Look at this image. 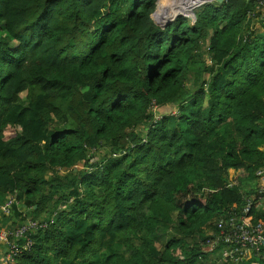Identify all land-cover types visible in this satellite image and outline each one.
Wrapping results in <instances>:
<instances>
[{
  "label": "trees",
  "instance_id": "16d2710c",
  "mask_svg": "<svg viewBox=\"0 0 264 264\" xmlns=\"http://www.w3.org/2000/svg\"><path fill=\"white\" fill-rule=\"evenodd\" d=\"M156 2L0 0V203L48 223L14 264L222 262L204 232L264 165V15L212 1L162 28Z\"/></svg>",
  "mask_w": 264,
  "mask_h": 264
},
{
  "label": "built area",
  "instance_id": "2783aa9c",
  "mask_svg": "<svg viewBox=\"0 0 264 264\" xmlns=\"http://www.w3.org/2000/svg\"><path fill=\"white\" fill-rule=\"evenodd\" d=\"M257 9H264V0H254ZM154 119L158 120V107L152 106ZM139 131L143 127L137 128ZM136 130V129H135ZM117 156V154H112ZM258 184L254 194L245 199V205L239 213H232L227 218L220 219L216 224V231H210L200 242L206 252L215 251L219 245L223 246L222 260L226 264H244L251 253L258 254L264 248V217L253 222L252 209L262 207L264 211V165L255 171ZM17 202L15 194L7 195L0 203V213L8 215L12 205ZM264 214V213H263ZM51 222V221H50ZM48 226L47 220L26 219L13 228L0 224V244L5 246L0 264H14L17 258L32 246V234ZM247 264H258L248 261Z\"/></svg>",
  "mask_w": 264,
  "mask_h": 264
},
{
  "label": "crops",
  "instance_id": "0c3cea01",
  "mask_svg": "<svg viewBox=\"0 0 264 264\" xmlns=\"http://www.w3.org/2000/svg\"><path fill=\"white\" fill-rule=\"evenodd\" d=\"M262 12H263V15H264V9L262 10ZM254 29L261 33V29L259 28L258 25H254ZM6 197L7 196H5V198H3L2 202L6 199ZM16 204H17V202L14 205H16ZM261 208L262 207L260 206L257 209L261 210ZM25 214H26L25 207L19 204V205L16 206V208L13 210V212L10 211V213L8 215H6V216L0 213V224H2L4 227L12 228L18 222L21 221L20 220L21 216L25 217ZM4 250H5V246L3 244H0V259L3 256ZM257 257H260V256L251 253L250 257H248L249 260H246V261L247 262L251 261V260L254 261L255 258H257Z\"/></svg>",
  "mask_w": 264,
  "mask_h": 264
},
{
  "label": "rangeland",
  "instance_id": "374dc122",
  "mask_svg": "<svg viewBox=\"0 0 264 264\" xmlns=\"http://www.w3.org/2000/svg\"><path fill=\"white\" fill-rule=\"evenodd\" d=\"M178 0H172V3L173 2H177ZM206 1H208V0H204L202 3H200V4H204V2H206ZM169 3H171L170 1H166V0H161L159 3H158V8L157 9H161V10H166V12L167 13H169V16L170 15H172V16H174V15H176V14H178L180 11H177L178 9H177V7H172V8H170L169 7ZM199 4V5H200ZM198 7V6H197ZM196 6H194V7H192L193 9H195V8H197ZM191 9V8H190ZM194 11V10H193ZM157 16V15H156ZM168 16V17H169ZM167 17V18H168ZM24 95H25V92H23L22 94H21V96L22 97H24ZM158 115H159V113H158ZM106 153V151H104V150H101V151H99V152H97V157H102V155L103 154H105ZM109 156H111L110 154H107L106 155V157H109ZM77 168H81V166H76ZM77 168H73V169H77ZM63 172V171H62ZM62 172H60L59 174L60 175H62V176H64L65 175V173L67 174V173H69V170H65V173H62ZM23 222V221H22ZM170 231H171V233H174L175 231L171 228L170 229ZM206 232H204V236H206V235H208L209 233H210V230H205ZM189 239H191V238H189ZM205 252V251H204ZM206 253V252H205ZM210 254V253H209ZM213 254V253H212ZM210 257V256H209ZM213 257V258H212ZM211 258L212 259H214V258H218V251H216L215 253H214V255L212 256ZM220 258H221V255H220ZM222 262H220V263H218V262H215V264H225L224 262H223V260H221Z\"/></svg>",
  "mask_w": 264,
  "mask_h": 264
},
{
  "label": "water",
  "instance_id": "95a60500",
  "mask_svg": "<svg viewBox=\"0 0 264 264\" xmlns=\"http://www.w3.org/2000/svg\"><path fill=\"white\" fill-rule=\"evenodd\" d=\"M158 1L156 2V7H155V10L153 11V13L150 15V18L152 19V21L160 26V27H165L166 24H168L169 22L173 21L177 16H184V17H187L189 18L191 21H194L195 20V15H194V12H193V8L190 9V14H186V13H178L170 18H167L169 16V13L166 12V10H161V9H157L158 8ZM212 1H218V2H221L222 0H208L207 2L205 3H208V2H212ZM201 5V4H200ZM200 5H197V6H200ZM196 6V7H197ZM157 15V16H156ZM167 18V19H165ZM165 19V20H164ZM164 20V21H162Z\"/></svg>",
  "mask_w": 264,
  "mask_h": 264
},
{
  "label": "bare ground",
  "instance_id": "6f19581e",
  "mask_svg": "<svg viewBox=\"0 0 264 264\" xmlns=\"http://www.w3.org/2000/svg\"><path fill=\"white\" fill-rule=\"evenodd\" d=\"M166 1L171 2V3H169L170 8L177 7V9H178L177 11H180L179 13L190 14L189 13L190 8L199 5L204 0H178L177 2H173V3H172V0H166ZM170 17H172V15H170L168 18H170ZM165 19H167V18H165ZM164 20H162V21H164Z\"/></svg>",
  "mask_w": 264,
  "mask_h": 264
},
{
  "label": "clouds",
  "instance_id": "9594fccd",
  "mask_svg": "<svg viewBox=\"0 0 264 264\" xmlns=\"http://www.w3.org/2000/svg\"><path fill=\"white\" fill-rule=\"evenodd\" d=\"M13 227H14V226H13ZM13 227H12V228H13ZM8 228H9V227H8Z\"/></svg>",
  "mask_w": 264,
  "mask_h": 264
}]
</instances>
